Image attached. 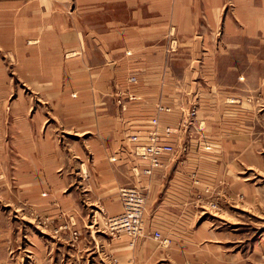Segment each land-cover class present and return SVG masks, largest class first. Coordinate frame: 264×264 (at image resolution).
Returning <instances> with one entry per match:
<instances>
[{
	"label": "rangeland",
	"instance_id": "obj_1",
	"mask_svg": "<svg viewBox=\"0 0 264 264\" xmlns=\"http://www.w3.org/2000/svg\"><path fill=\"white\" fill-rule=\"evenodd\" d=\"M18 1L0 0V264H83L81 239L129 242L109 226L122 208L108 206L131 184L147 197L129 247L144 258L103 253L104 264H264V0H182L193 30L163 44L195 87L171 126L174 152L149 177L111 160L127 128L111 129L123 106L110 71L56 55ZM81 20L98 25L95 13Z\"/></svg>",
	"mask_w": 264,
	"mask_h": 264
},
{
	"label": "crops",
	"instance_id": "obj_2",
	"mask_svg": "<svg viewBox=\"0 0 264 264\" xmlns=\"http://www.w3.org/2000/svg\"><path fill=\"white\" fill-rule=\"evenodd\" d=\"M19 2L15 0V4L8 6L16 8ZM29 6L30 19L37 27L31 32L34 38L55 40L56 55L65 47L70 52V62L80 63L79 70L86 72L88 66L90 70L100 66L99 71H110L109 77L113 80L110 91L117 92L118 102L129 98L126 110L123 108L122 112L109 115L115 120L111 128L114 133L123 134L122 130L127 128L125 138L114 150L115 154L122 148L129 151L127 135L143 134L152 127L151 118L156 115L159 104L171 108L159 115L162 127L174 126L181 119L184 112L181 106L185 105L184 100L192 98L189 91L195 85L176 73L174 64L179 58L166 55L163 40L173 34L175 27L180 34L193 30L192 13L187 11L183 14L182 0H30ZM15 13L18 15L20 12ZM91 13L98 17V25L94 28L83 25L81 20L83 15ZM89 39L94 40L90 46L86 41ZM92 48L97 50L100 58L93 57L89 64L84 53ZM127 155L124 153V156ZM124 156L111 160L124 163L129 174L131 162H125ZM114 170L118 172L117 168ZM132 185L121 186L119 191ZM119 207L122 208L118 201L108 206L114 211ZM93 226L94 222L90 223V227ZM63 245L67 247L68 244ZM130 246L133 245L128 239L127 243L121 240L109 243L98 239L78 241L85 259L83 264H104L103 253L117 255L123 261L132 257L137 262L141 256H131ZM65 251L69 258L72 251L75 252L73 248Z\"/></svg>",
	"mask_w": 264,
	"mask_h": 264
},
{
	"label": "built area",
	"instance_id": "obj_3",
	"mask_svg": "<svg viewBox=\"0 0 264 264\" xmlns=\"http://www.w3.org/2000/svg\"><path fill=\"white\" fill-rule=\"evenodd\" d=\"M133 97H130V99ZM123 108L122 99L119 100ZM170 110L169 107L158 105L157 112L162 113ZM196 108H192L183 119L187 120L196 114ZM152 127L146 133H132L127 135L130 149H120L112 156V160H117L128 153L124 158L129 157L131 169L136 174L143 176H152L156 170L163 166L164 158L174 152L175 146L170 141V137L174 133V127L170 125L161 126L159 115L151 118ZM122 210L120 213L109 216V226L112 231L120 233L124 232L129 236L130 244L134 245L137 238L143 233L145 227V209H146V193L143 188L138 185L126 186L119 191ZM156 238H161L159 230L154 232Z\"/></svg>",
	"mask_w": 264,
	"mask_h": 264
}]
</instances>
